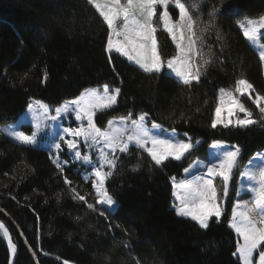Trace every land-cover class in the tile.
<instances>
[{
    "label": "trees",
    "instance_id": "obj_1",
    "mask_svg": "<svg viewBox=\"0 0 264 264\" xmlns=\"http://www.w3.org/2000/svg\"><path fill=\"white\" fill-rule=\"evenodd\" d=\"M203 4L209 26L205 49L212 62L198 82L184 85L164 71L146 73L119 54L107 53V25L88 0H0V127L16 121L32 101L60 105L85 89L109 84L121 94L117 105L98 116V127L130 111L133 118L145 112L148 123L200 142L186 158L165 161L163 167L154 166L134 146L118 154V165L106 181L117 204L92 210L72 198L75 188L88 203L96 201L82 166L70 161L61 173L44 146L22 145L0 133V222L17 246L14 264H240L233 255L238 238L228 222L240 173L264 148V117L241 96L255 125L213 129L211 121L219 88H232L244 77L255 91H263L260 60L237 20L264 13V0ZM156 35L165 59L175 46L165 31ZM217 141L238 145L241 155L223 214L205 230L177 215L171 178L181 177ZM9 257L0 232V264H8Z\"/></svg>",
    "mask_w": 264,
    "mask_h": 264
},
{
    "label": "snow or ice",
    "instance_id": "obj_2",
    "mask_svg": "<svg viewBox=\"0 0 264 264\" xmlns=\"http://www.w3.org/2000/svg\"><path fill=\"white\" fill-rule=\"evenodd\" d=\"M88 2L107 25L108 37L105 51L119 53L146 73H160L166 67L184 85H190L201 79L202 69L212 62L210 57L205 58L202 51V36L196 33L197 21L182 0H88ZM170 6L178 10V18L175 20L170 15ZM154 18H158V22ZM237 24L244 37L255 43L261 29H264V15L258 19L245 18L244 21H237ZM161 26L176 46L175 55L166 61L161 59L156 39L157 28ZM217 38L222 39L219 33ZM198 59L199 63H197ZM260 59L264 62V51L260 52ZM111 62V56H109V63ZM44 78L47 79V73ZM101 87L102 90L101 88L83 90L74 99L57 107L55 116H49L50 107L42 101L36 100L34 103H29L27 111L32 114L34 128L31 134L18 130L23 127V123L19 120L14 125L0 127V133H5L22 145L34 147L39 144V136L48 127L46 121H56L63 115L74 114L75 120L81 122V126L75 129L60 128L52 135L46 150L53 164L63 173L64 165L59 160V154L65 147L75 161L92 166L91 156L88 153L82 154L80 143L83 141L93 148L100 146L99 164L93 167L91 172V176L94 177L91 183L95 191V204L88 203L85 196L72 188V198L84 202L87 208L92 210H95L96 205L113 209L117 204L106 188V181L118 165V154L129 153L131 147L135 146L136 149L147 153L154 166L163 167L166 166L165 161H180L186 158V155L196 150L200 143L199 141L193 143L191 139L176 138L175 129L172 130V136H165V130L155 122L149 128L147 125L149 115L145 112L136 114L135 118H133L134 113L130 111L126 116L110 119L107 127L101 130L96 126V119L117 105L121 94L119 87L113 88L109 84ZM254 91L253 85L247 79L240 78L235 81V93L248 94L251 98V92ZM220 92L221 98L211 121L213 129L218 125L224 128H246L258 122L253 118V113L233 93H225L224 89ZM225 96L228 99H225ZM253 103L256 104L259 112L264 114V95L257 93ZM222 112H226L227 115L222 116ZM241 113L243 118L239 115ZM84 121L87 122L86 126ZM211 147L217 150L214 161L196 160L184 169V172L189 175L197 166L206 169V172L179 183L176 182L175 177L171 178L177 215L190 218L205 230L209 228L212 218L219 221L223 214L222 198L218 196L213 180L216 177L221 178L223 198H227L229 182L241 155V148L238 145L231 146L232 150H225L223 143L217 141ZM257 159L258 157L250 159L245 165L247 170L240 173L242 178L253 182L248 185H244L243 180L241 182V191L246 190L252 194L251 204L237 202L230 221V227L242 240V243L238 244L236 253H233V255L239 254L240 264H253L254 252L264 249V160H261L258 170H254L253 166ZM138 167L139 165L132 171H137ZM85 179L87 180V177ZM64 182L69 186L72 184L67 177ZM100 214L104 215L103 212ZM0 230L8 243L10 253L14 254L17 246L2 222H0ZM64 264L68 262L65 261ZM256 264H264V251H259Z\"/></svg>",
    "mask_w": 264,
    "mask_h": 264
},
{
    "label": "rangeland",
    "instance_id": "obj_3",
    "mask_svg": "<svg viewBox=\"0 0 264 264\" xmlns=\"http://www.w3.org/2000/svg\"><path fill=\"white\" fill-rule=\"evenodd\" d=\"M206 0H182L183 3L186 4V7H188L189 9V12L190 14L193 16V18L197 21V27H196V33L197 35H200L202 36V40H203V53L205 54V58H209V55L208 53L206 54V41L204 40V35L206 34L207 32V29H208V25L206 23V13L203 12V6H204V2ZM169 12H170V15L173 17V19H177L178 18V10H176L174 8V6H170L169 7ZM261 15H264V13H262ZM261 15L259 16H255V17H250V16H241L237 21H244L245 18H249V19H258ZM103 19V18H102ZM154 19H157V22H158V18H154ZM237 27L240 29L239 25L237 24ZM158 30H163L162 26L161 27H158L157 28V31ZM165 31V30H163ZM241 31V29H240ZM166 32V31H165ZM167 33V32H166ZM242 33V31H241ZM157 34V32H156ZM168 34V33H167ZM243 35V33H242ZM169 36V34H168ZM170 37V36H169ZM244 37V35H243ZM156 39H157V35H156ZM171 41H172V38L170 37ZM244 39L247 41L248 45L251 47V49L257 54L259 60H260V63H261V69H262V75H263V81H264V62L261 61L260 59V52L261 51H264V29H261L260 31V34L258 35V38L256 40L255 43L251 42V41H248L245 37ZM158 42V40H157ZM173 42V41H172ZM174 46H175V43L173 42ZM198 47H199V42H198ZM114 52V51H113ZM158 52L160 54V51H159V47H158ZM116 53V52H114ZM176 53V46H175V51L170 55L168 56L167 58H163L161 56V59L163 61H166L168 58H170L171 56L175 55ZM119 54V53H117ZM120 55V54H119ZM161 55V54H160ZM121 56V55H120ZM123 58H125L127 61H129L126 57L122 56ZM130 63H133L131 61H129ZM199 59L197 60V63H199ZM134 64V63H133ZM136 65V64H134ZM138 66V65H136ZM139 67V66H138ZM204 69V68H203ZM203 69H202V72H203ZM164 71L166 74L168 75H172L174 76L177 80H179V78H177L175 76L174 73L171 72V70L167 69L166 67L162 70ZM241 78H244V77H241ZM240 79V78H239ZM246 79V78H244ZM180 81V80H179ZM181 82V81H180ZM104 85V84H103ZM103 85H100L98 87H94V88H101L102 90V87ZM113 88H116V87H113ZM221 89H224L225 90V93H233V95H235L241 103H243L241 101V96H247V98L250 100V102L253 103V99L255 98V95L257 93L261 94V95H264V87H263V91L262 92H258V91H254V92H251V98L249 97L248 94H245V95H240L239 93H235V85L232 87V88H219L218 90V95H217V99H216V103L214 105V108H213V114H212V119L215 115V108L217 106V103L220 101V98H221V92L220 90ZM225 99H228L227 96H225ZM30 103H34V101L30 102ZM65 103V102H64ZM62 103V104H64ZM62 104L60 105H49L50 107V111H49V116H55L56 113H55V109L59 106H61ZM244 104V103H243ZM254 104V103H253ZM245 105V104H244ZM256 106V104H254ZM246 107V106H245ZM257 107V106H256ZM247 108V107H246ZM258 109V108H257ZM259 110V109H258ZM222 116H226L227 113L226 112H222L221 113ZM241 118H243V114H239ZM263 117H264V114H262ZM42 119V117H41ZM113 119V118H112ZM21 121L23 123V131H25L26 134H31V132L34 130L33 126H32V114L29 113L27 111V109L22 112L18 117H17V120L14 121L13 123L11 124H7V125H14L17 121ZM110 120V119H109ZM108 120V121H109ZM48 127H46L44 129V132L39 136V144L38 146H44L46 148V145L48 143L51 142V138H52V135L55 134L56 132L59 131L60 128H63V127H71L73 129H75L76 127H79L81 126V122L79 121H76L75 118H74V114H67V115H63L61 119H58L56 121H52V120H48L45 122ZM86 121H84V125L86 126ZM108 124V122H107ZM107 124L106 126L104 127H97L100 128L101 130L105 129L107 127ZM7 125H4V126H7ZM147 125L149 128H151V125L152 123H148L147 122ZM2 126V127H4ZM164 129V128H163ZM18 130H22L21 128L18 129ZM164 135L165 136H172L173 135V132L172 130H167V129H164ZM154 131H158V130H154ZM175 136L176 138L178 139H181V140H187L189 139L187 136H185V134H178L176 131H175ZM213 145V143L211 144V146ZM224 145V148L225 150H232V147L233 145H230V144H227V143H223ZM209 147L208 151H207V154L206 155H203L201 157H198L196 158L194 161L196 160H200L201 162H209V161H214V157L217 153V150L214 149L213 147ZM135 147V146H134ZM99 149H100V146H97L95 148L93 147H90L89 144H85L83 141H81L80 143V151L83 153H88L91 158H92V166H87V165H84L82 164L81 162H77L73 159V157L71 155H69L68 153V150L66 149V147L64 148V151L61 152L59 154V160L60 162L63 164V165H67L70 161L72 162H76L78 165L82 166V172H83V177L84 178H88L90 177L91 180L94 178L91 176V172H92V168L95 167V166H98L99 164ZM253 157H258V159L255 161L254 163V170H258V166L260 165L261 163V160H264V148L255 152L251 157L250 159H252ZM249 159V160H250ZM192 161L189 165L193 164ZM65 162H67L65 164ZM249 162V161H248ZM248 162L246 163V165L248 164ZM189 165L186 167L188 168ZM107 171V169H105ZM247 169L244 167V169L242 171H246ZM204 172H206V169H201L199 168L198 166L197 167H194L192 172H191V175L189 174H186L184 171H183V174L181 177L179 178H175L176 179V182L179 183L180 181L182 180H185V179H191L192 176H195V175H202ZM243 180V183L244 185H248V184H251L253 182L251 181H248L246 178H242L240 176L238 182H237V188H236V193H235V197H234V201H233V205H232V209H231V214H230V219H229V222H228V225L230 227V221L232 219V214H233V208L234 206L237 204V202H248L249 204H251V201H252V194L246 190L244 191H241V182ZM172 181V180H171ZM213 183L216 185L217 187V193H218V196H220L222 198V208H223V204L226 200V198H223V189H222V180L221 178L219 177H216L214 180H213ZM172 185H173V182H172ZM231 190V187H230V182H229V191ZM173 192H174V189H173ZM229 195V193H228ZM228 197V196H227ZM173 200H174V204L176 203V200H175V196L173 195ZM104 206V205H103ZM106 208H108L107 206H105ZM115 208V207H114ZM113 208V209H114ZM109 209V208H108ZM195 222V221H194ZM231 228V227H230ZM232 229V228H231ZM233 230V229H232ZM233 232L235 233V235L237 236L238 238V243H237V247H238V244L242 243V240L240 237H238V235L236 234V232L233 230ZM1 233H2V230H1ZM6 240V239H5ZM7 242V241H6ZM8 244V243H7ZM236 247V249H237ZM259 251H264V249H260V250H257L256 252H254V257H253V264H256V260H258L259 258ZM236 253V252H235ZM11 254V253H10ZM237 258L239 256V254L237 253L235 255ZM239 259V258H238ZM240 262V261H239Z\"/></svg>",
    "mask_w": 264,
    "mask_h": 264
},
{
    "label": "water",
    "instance_id": "obj_4",
    "mask_svg": "<svg viewBox=\"0 0 264 264\" xmlns=\"http://www.w3.org/2000/svg\"><path fill=\"white\" fill-rule=\"evenodd\" d=\"M16 252L14 254L13 253L10 254V257H9V260H8V264H14Z\"/></svg>",
    "mask_w": 264,
    "mask_h": 264
},
{
    "label": "bare ground",
    "instance_id": "obj_5",
    "mask_svg": "<svg viewBox=\"0 0 264 264\" xmlns=\"http://www.w3.org/2000/svg\"><path fill=\"white\" fill-rule=\"evenodd\" d=\"M0 232H1V230H0Z\"/></svg>",
    "mask_w": 264,
    "mask_h": 264
}]
</instances>
